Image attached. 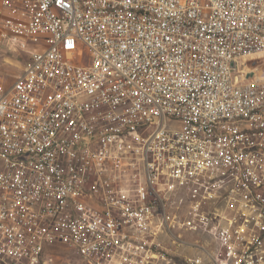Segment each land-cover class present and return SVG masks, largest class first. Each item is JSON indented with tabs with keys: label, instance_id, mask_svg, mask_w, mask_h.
<instances>
[{
	"label": "built area",
	"instance_id": "obj_1",
	"mask_svg": "<svg viewBox=\"0 0 264 264\" xmlns=\"http://www.w3.org/2000/svg\"><path fill=\"white\" fill-rule=\"evenodd\" d=\"M0 264H264V0H0Z\"/></svg>",
	"mask_w": 264,
	"mask_h": 264
},
{
	"label": "rangeland",
	"instance_id": "obj_2",
	"mask_svg": "<svg viewBox=\"0 0 264 264\" xmlns=\"http://www.w3.org/2000/svg\"><path fill=\"white\" fill-rule=\"evenodd\" d=\"M15 67H19V66H13V67L10 68V70H11L12 72H14V73H16V71L18 70V69L15 68Z\"/></svg>",
	"mask_w": 264,
	"mask_h": 264
}]
</instances>
